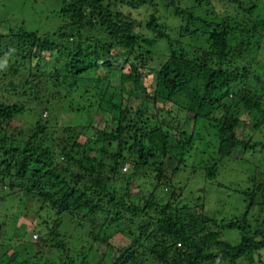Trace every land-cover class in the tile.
<instances>
[{
	"label": "trees",
	"instance_id": "1",
	"mask_svg": "<svg viewBox=\"0 0 264 264\" xmlns=\"http://www.w3.org/2000/svg\"><path fill=\"white\" fill-rule=\"evenodd\" d=\"M192 1H186L184 7L178 0L166 3L174 8L173 17L185 20V29L200 32L198 44L179 41L181 29L172 38L165 31L166 25L157 23L155 14L144 23L145 34L134 33L133 9L154 0H59L55 13L61 20L51 36L22 27L15 32L0 29V60L8 62L11 77L24 81L20 86L12 80L0 85L12 97V103L0 100V190L12 197L34 198L38 203L34 214L40 219L34 225L37 244L46 252L64 251L67 261L60 258V264L75 263L78 250L83 252L79 264H100L99 260H89L91 249L97 243L110 250L112 246L99 236V230L110 215L124 221L127 216L120 209L140 214L133 183L150 175L152 192L146 194L152 193L154 199L144 205L154 216L140 222L127 217L140 232L133 240L140 252L122 246L120 256L111 264H140L148 254L141 250L148 251L158 264H241L263 251L264 229L256 226L264 218L259 223L247 217L217 220L203 211L202 204L187 218V205L172 203L176 194L171 174L180 164L187 165L188 157L194 158L192 170L203 169L204 176L211 178L220 160L238 159L231 158L233 153L240 151L239 158L264 153V137L258 136L264 131V89L254 91L248 66L232 67L230 60L256 53L260 41L258 35L252 41V35L259 24L250 29L243 20L218 17L205 5L210 0ZM228 1L243 14H251L256 7L254 0ZM245 1L249 3L245 5ZM123 5L126 12L121 10ZM192 23L200 27L189 28ZM248 33L252 34L246 37ZM2 53L8 56L6 62ZM157 53L162 61L150 66ZM50 57L53 63L48 65ZM40 80L44 81V95L36 109L49 102V91L52 95L64 86L77 95L84 111L95 108L94 112H106L105 124L97 127L89 123L85 133L91 129L92 135L84 143L76 141L78 132L73 126L57 130L49 120H42L40 112L31 127L12 126L16 116L33 110L24 104L37 102L38 89L43 87H38ZM236 83L244 84L235 88ZM91 92L99 93L98 98L90 99ZM221 107L224 112L217 118L212 116ZM241 124L243 131L237 134L235 129ZM200 129L215 136L213 145L201 138ZM209 145L215 146V154L213 150L207 154L208 163L202 153ZM168 155L175 161L169 174L164 161ZM125 163L129 164L128 172L121 171ZM116 178L122 188H109ZM255 186L252 196L253 191L247 189L244 194H248L249 205L261 209L263 205L255 204L254 198L263 185ZM167 188L168 192H163ZM121 192L125 198L119 197ZM225 229H236L238 236L232 241L222 239ZM76 234L79 243L74 249ZM1 246L3 243L0 264H28L27 258L16 260L14 250L1 251ZM99 251L103 257V250ZM39 262L54 263L48 259Z\"/></svg>",
	"mask_w": 264,
	"mask_h": 264
},
{
	"label": "rangeland",
	"instance_id": "2",
	"mask_svg": "<svg viewBox=\"0 0 264 264\" xmlns=\"http://www.w3.org/2000/svg\"><path fill=\"white\" fill-rule=\"evenodd\" d=\"M167 1L168 0H154V3L151 5H141L140 7L133 9V15H131V18L134 21L133 32L140 35L145 34L147 29L144 27V23L148 20L151 14H155L158 17L157 23H159L161 26L162 24L166 25L165 31L172 38L177 36L179 29H181L182 34L179 37V41L182 40L181 42H183V44H187L188 42L190 44H192V42L198 44L199 41L196 38L201 35L200 32L196 31L195 33L185 29V20H180L172 16V10L174 8L167 6ZM186 1L189 2L192 0H178L177 4L184 7L187 6ZM254 1L256 2V7L253 9L251 14H243L241 9H239L236 5L231 4L228 0H210V3L205 5H209L207 7L213 9L215 14L222 19L228 18L232 21L243 20L250 29H252L253 24H259L254 31L252 30V41L257 35V38L260 41L256 53L251 51L250 55L247 54L240 59L231 57L230 60L232 67L237 66L238 68H241L243 66H248V70L251 73V76L249 77L250 82H253L252 88L260 90L261 88L264 89V84L258 83L255 76L260 78L262 80H260V82L263 83L264 28H262L261 23H264V0ZM247 3L249 2H246L245 5H247ZM58 7L59 0H0V29H6L8 31L12 30L15 32L17 28L22 27V29L27 31H37L39 34H47L51 36L56 32V27L61 20V17H58L55 13V10ZM126 7L127 6L125 5L121 7L122 12H126ZM194 9L196 12V7H194ZM261 20L263 22H261ZM194 26L200 27V24L192 23V25H189V28H193ZM251 34L252 33H248V35L246 34V37L250 36ZM161 48L162 49L159 50L164 52L163 47ZM187 49H191V47L188 46ZM2 54L5 61L8 56H5L4 53ZM199 54L200 52L198 51L195 55ZM162 59L163 57L157 53L153 56L152 61L149 62V65L158 66ZM7 63L8 62L3 63V61L0 60V85L12 80L15 82L14 84L17 83V85L20 86L24 81L20 80L21 78L16 75L13 77L10 76L7 71L9 66ZM52 63L53 59H51V57L50 59L48 58L47 64L50 65ZM3 74H5V76ZM243 84L244 83H236L235 88H241ZM0 87V100H2L4 103H12V97L10 98L9 95H7V90L2 88V86ZM38 87L42 88L38 89L37 102H25L24 104L27 110H30L29 108L34 107L33 110H30V114H26L25 112L22 115L16 116V118H14V120L11 122L12 126H22L23 129H27L33 125L37 119V114L40 112L42 120H49L48 124L55 126L57 130H59L62 126H73L75 131L78 132L76 141L79 143H84L86 137L92 135L91 129H87L85 133V128L89 125V123L92 122L93 125H96L97 127L105 124L107 118L106 112H94L95 108L89 111H84L85 109H82L79 106L80 101L77 95L64 86L61 90L59 89V92L53 91L52 95H50L51 91H49L46 94L49 102L40 104V106H38L36 109L35 104L43 102L39 101V97L42 96L41 98H43L44 95V81L40 80ZM256 89H254V91H257ZM98 95L99 93L97 92H91L88 96H90L91 99L98 98ZM229 98H231V96H229ZM14 99L16 100V98ZM262 100L264 104V94ZM180 101L185 104L188 103L183 99H180ZM228 102L229 101H226V103ZM48 109L50 111H48ZM34 112L37 113L34 115ZM223 112L224 107H221L220 109L215 110L212 116L217 118ZM153 124L154 122L150 123V125ZM197 126L202 128L203 123H198ZM242 129L243 128L241 124L235 129V132L240 134V131H243ZM247 131L248 130H245V133ZM200 134L202 136L201 138L210 141V143L213 145V141L215 139L214 135H211L205 129H200ZM259 135L260 137H264V131L262 133L259 132L258 136ZM201 138L200 141L203 140ZM199 145H201V143H199ZM214 147L209 145V147L204 150L205 152L202 153L203 159L205 161L207 160V154L209 155L212 150L213 154H215ZM237 153L238 154L233 153L231 158H236L238 156V159L224 158L223 160H220L219 162L221 163L218 164V171L211 178L204 176L205 172L203 169L200 170V168H197L194 169L195 171L192 170L193 168L190 166V164L193 162L194 158L193 156L188 157V164L185 166L180 164L178 169L174 171L173 174H171L173 191L174 194H176L172 200V203L179 206L185 203L187 205V212L184 213L187 218L192 211L195 212L198 210V208H200L199 204H202L203 211L217 220H227L233 217L237 218L238 220H242L244 217H247L251 218L253 222L256 223L258 221L259 223L260 220L264 218V153L259 155L257 153H247L243 158H239L240 151ZM196 156H199V154L197 153ZM168 158L169 159L164 158V161L166 162L165 168L167 170V174L170 173V169L175 164V161L171 155H168ZM157 160H159V158L155 159L156 162ZM206 162L209 163L210 158ZM124 170L125 172L129 171L128 163H125L123 167H121V171L124 172ZM152 176L153 175L139 177L134 181L135 183H133L132 190L136 194V199H138L135 204L140 207V214L136 216L132 215L126 209H120V211L130 218L132 222H140L145 220L147 217L154 216L153 210L144 205L145 201L154 199V197L151 195L152 193L149 194V196H152L151 198L146 194L148 190L152 192L150 189L153 186L152 183L154 182L152 180ZM259 183L263 186L262 189L256 193L257 196L255 197L256 199L254 198V200L255 204L263 206L261 209H258L257 207L254 209V204H248V194L246 196L244 193L246 189L253 191V193L250 194L252 196L258 187L255 186V184ZM111 187L122 188V185L120 186L116 178L111 181L109 188ZM253 187L254 189H252ZM166 190L168 192V188L163 189V192H166ZM0 195L1 197L3 196L2 199H0V243H3L4 245L1 246V251H7L10 249L14 250L16 252V260L27 258L28 264H37L36 262H38V264H43L39 261L46 262L47 259L51 262H54L53 264H60L62 262V260H59L60 258L67 261L66 253H64V251L61 252L62 254L54 253L52 251L46 252V249H42V247L37 244L38 232L36 233V231H34V225H36V223H40V219H38V217H36L34 214V209L37 210L38 208V203L34 200V198H30L26 195L12 197L6 190H0ZM119 197H124V193L121 192ZM129 204L131 203L127 200V205L129 206ZM245 211L247 214H245ZM53 217H55V215ZM127 217H124L123 221V219L115 218L113 215L108 216L105 226L99 230L98 234L101 238L105 239L106 242L112 246V248L110 250L106 248L104 244L97 243L95 245L96 248L93 247L88 255L89 260H92L93 262L99 260L100 264H111L112 259L118 258L120 256L121 251L119 248L125 245L130 246L129 250H133V253L140 252L139 246L133 245V240L140 235V232L136 230V224L130 223V221L127 220ZM48 220L52 222L51 219ZM259 227L264 229V222L257 224L256 228ZM220 236L222 239L232 241L236 236H238V232L236 229H225ZM74 238L76 244L73 245V248L76 249V245L79 243V237L76 234ZM99 249L103 250V257L99 255ZM141 251H143V253L149 254V252L146 250ZM73 252L75 251L73 250ZM1 253L2 252H0V254ZM82 254V250H78L75 263L73 264H79ZM148 254L144 255V260L141 258L142 262L140 264H158L157 260L151 259L150 255ZM2 256L6 257L4 253ZM11 264H13V262H11ZM241 264H264V249L263 251L254 253L253 256H251V259L248 261H243Z\"/></svg>",
	"mask_w": 264,
	"mask_h": 264
}]
</instances>
